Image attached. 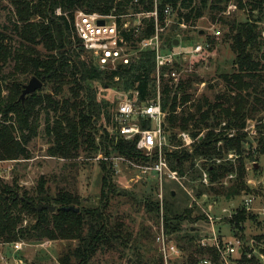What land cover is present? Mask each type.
I'll return each instance as SVG.
<instances>
[{"label":"trees","instance_id":"trees-1","mask_svg":"<svg viewBox=\"0 0 264 264\" xmlns=\"http://www.w3.org/2000/svg\"><path fill=\"white\" fill-rule=\"evenodd\" d=\"M231 1L0 0V19H4L0 23V163L30 159L27 146L38 136L41 124H44V133L49 139L47 156L51 158L72 160L81 154L86 158L96 154L108 158L113 152L117 154L115 157L128 161L143 160L135 142L124 141L111 133L115 104L101 98V92L93 88L92 83L98 81L103 89L116 88L131 97L136 92L138 103L146 104L156 98L154 53L142 51L128 66L100 71L76 36L73 19L79 11L120 15L150 14L156 9V24L162 28L167 7L175 14L176 27L182 22L187 27L193 26L206 14L213 22L222 24L227 29L224 41L234 54L232 73L221 77L225 90L216 94L214 102L203 98L185 106L193 98L192 84L198 83L199 79L192 76L174 82L169 77L174 68L161 69L159 98L165 116L162 128L174 149L166 155L169 167L183 175L184 164L189 163L191 169L195 159L216 160L223 155L222 151H233L240 156L246 137L243 132L245 122L255 120L264 111V37L258 25L264 20V0H234L239 9L248 12L244 22L224 17ZM154 26L153 17L143 18L137 39L152 37ZM160 37L165 51L176 50L173 46L176 37L164 39L162 34ZM127 39L135 41L132 36L127 35ZM182 40L189 39L183 36ZM206 41L211 43L208 39ZM29 77L38 79L50 90H38L21 101L20 95ZM147 127L148 123L142 122V128ZM257 128L261 135L254 153L264 156V132H261L264 125ZM216 129L219 131L215 132ZM204 130L206 134L201 137ZM228 130L234 131L233 137L225 135ZM174 131L189 133L193 140L191 150L180 149L182 142ZM219 142L223 147H217ZM152 156L151 161L155 162L157 156L155 153ZM100 166L102 190L110 189L113 163L103 161ZM243 167L244 163L240 161L237 165L239 181L244 176ZM206 171L209 184H212L234 168L213 162ZM236 187L227 198L238 195L245 188L242 182ZM106 204L100 200L95 210H81L77 194L60 191L50 195L43 182L32 194L21 193L14 184L0 182V244L74 240L77 242L74 250L63 254L59 264H88L98 247L115 237L113 231L107 230ZM38 205L53 206L55 211L37 212L35 207ZM67 207L77 208L79 212L61 210ZM147 208L158 209L157 204L152 203H148ZM28 217L30 222L23 227V221ZM185 217L181 221L189 219V216ZM250 217L241 210L228 221L238 232L245 220L248 225L253 224L248 219ZM168 230L172 233L180 229L172 227ZM198 231L200 229L190 228L186 235L179 237L187 240V249L176 245L183 253V263H196L198 260L194 262L193 258L196 253L206 255L208 258L202 259H211L218 264L216 251L210 246L199 245ZM234 237L242 240L241 233ZM253 239L264 256V234ZM248 252V248L242 250L237 264H263L255 255L248 257Z\"/></svg>","mask_w":264,"mask_h":264},{"label":"rangeland","instance_id":"rangeland-1","mask_svg":"<svg viewBox=\"0 0 264 264\" xmlns=\"http://www.w3.org/2000/svg\"><path fill=\"white\" fill-rule=\"evenodd\" d=\"M246 13L248 12L239 9L232 0L228 4L224 17L244 22ZM174 17L175 14L172 13L164 21L161 34L164 39L176 37L179 41L177 50H187L190 43H205L207 39L211 42L208 44V48L192 63H189V59L185 61L186 67L183 69L181 78L197 76L199 79L198 83L192 84L191 94L193 98L185 106L196 103L203 98L214 102L216 94L225 90V83L221 77L230 75L233 70L234 54L224 41V34L227 29L222 24L213 22L207 14L197 20L193 26L180 29L175 26ZM134 19L133 17L128 18L130 23ZM138 19L142 20L143 17L136 18V20ZM3 21L4 19L1 18L0 23ZM258 25L264 32V20ZM216 31H219L220 35H215ZM183 36L189 40L185 42L182 40ZM31 78L29 77L24 85H27ZM92 87L101 92V98L111 100L115 107L118 97H131L128 93H123L116 88L103 89L98 81H94ZM42 89L44 91L50 90L44 85L39 90ZM156 96H159L157 91ZM261 114H258L255 120L247 119L245 122L246 131L244 129L243 132L246 137L240 156L235 155L233 151H222L221 154L223 155L216 160L195 159L191 169H189V163L184 164V173L183 175L179 174L182 177V186L165 177L160 182L153 173L145 175L140 173L137 166L150 165L154 162V160L151 161L153 154L150 156L141 154L143 160L129 161L132 164L126 161H117L114 159L117 154L113 152H110L108 158L106 157L107 160L97 159L99 154L88 158L81 154L72 160L51 158L47 156L49 139L44 133V124H41L38 136L33 138L27 146L30 159L0 163V182L14 184L21 193L27 192L29 194L34 193L39 184L43 182L44 188L50 195H56L60 191L77 194L81 210L93 211L100 204V200L106 201L104 215L108 220L107 230L113 231L115 237L100 245L88 264H163L159 243L162 232L168 241L187 249V240H180L179 237L186 235L190 228L193 230L195 228L200 229L196 232L197 239L209 238L212 231L227 240L239 236L241 233L243 242L248 244L255 236L264 234V216L249 214L251 217L248 219L253 224L248 225V220H245L241 223L242 228L237 232L234 224L229 223L228 220L230 219L223 218L221 211H228L234 207V212H240L242 210L240 202L244 195L251 196L257 205L264 202V156L254 153L257 140L261 135L257 127L264 125L263 119H260L262 118L260 117ZM214 131L218 132L219 129ZM174 132L177 136L180 133L189 134L187 132ZM261 132L264 130L262 129ZM111 133L113 132L111 131ZM203 134H206V130L201 133V137ZM229 134L234 136V131H226L227 137ZM96 142L98 143V140ZM217 147H223L222 143L219 142ZM181 148L182 146H180ZM172 150L174 149L170 145L164 148L165 158H168L166 155L173 152ZM229 154H233L234 157L227 159ZM145 159L148 161L146 162ZM103 161L112 162L114 169L112 178L109 180L111 188L104 190H102L101 178L103 173L100 166ZM240 161L244 163V176L239 181L237 165ZM169 162L172 160L169 159ZM213 162L216 165H230L234 171L224 174L212 184L209 182L204 184L201 176L202 171L206 170V167ZM241 182L245 188L240 190L238 195L227 198ZM148 203L157 204V211L155 209L149 210L150 208H147ZM208 206H211L210 211H207ZM205 212L213 218H219L220 221L213 220L211 225ZM185 216H189V219L181 221V219L186 218ZM29 220L28 217L23 221V227L28 225ZM172 227L180 230L170 233L171 230L168 228ZM17 243H21L18 250L13 249V244H0V264H59V258L74 250L77 244L74 240L21 241ZM260 248L258 244L255 245L254 254L257 257ZM187 255L186 252V257ZM193 258H195V262L208 257L195 253ZM258 259L264 264V259L260 257ZM184 261L188 263L186 258Z\"/></svg>","mask_w":264,"mask_h":264},{"label":"built area","instance_id":"built-area-1","mask_svg":"<svg viewBox=\"0 0 264 264\" xmlns=\"http://www.w3.org/2000/svg\"><path fill=\"white\" fill-rule=\"evenodd\" d=\"M56 13L59 15L60 11ZM134 15L120 14V15H102L99 13H84L76 12L73 19V28L76 36L80 40L83 49L92 59L93 64L100 71H112L122 66L130 65L142 51H151L154 53L155 72H156V91L159 92V74L163 67L174 68L171 70L169 77L177 82L183 73L185 61L192 63L203 51L208 48V44L205 43H190L187 50H174L165 51L162 46V39L160 34L163 31V27H159L156 24V9L152 13H132ZM165 21L172 14V10L167 7L164 10ZM135 18L132 23L128 18ZM138 17H153L155 20L154 34L148 39L138 40V33L142 27V20ZM102 21L100 25L98 22ZM180 29H186V25L178 23ZM220 35L219 31L214 33ZM128 36L135 38V41H129ZM264 37V32L262 33ZM177 67V69H175ZM102 91V90H100ZM137 93L134 96H120L117 98L116 107L113 111L114 127L112 132L120 139L124 141L135 142L136 149L146 156L156 154L157 159L150 165L137 166L140 173L145 175L147 173H153L159 181L163 178H167L171 181L182 186V177L175 170L169 167V164L163 154V150L168 143V136L162 128L164 114L161 110L160 98H156L146 104H139L137 99ZM138 103V105H137ZM262 119L264 121V112L262 113ZM142 122L148 123L147 128H142ZM255 126V125H254ZM245 129V128H244ZM246 131V129H245ZM254 133V132H253ZM251 133L252 135H254ZM181 142L182 147L191 150L193 140L189 134L180 133L177 136ZM228 137H233L229 134ZM233 154H229L227 159L233 158ZM97 159L107 160L106 157H102L99 154ZM117 161H126L122 157H114ZM116 166V164H114ZM202 182L208 184L209 176L206 170L202 171ZM232 177V176H230ZM229 177V178H230ZM240 207L246 213L255 216H264V202L255 204L253 198L249 195H244L240 202ZM207 211H210L211 206L207 207ZM234 207L227 210H222L223 218H232L237 214L233 211ZM230 212V213H229ZM235 213V214H234ZM226 214V215H224ZM205 215L212 225L213 218L210 214L205 212ZM221 219V218H220ZM218 221L219 218L217 219ZM223 225V224H220ZM160 253L163 260V264H184L183 253L177 248L175 244L167 240V237L162 232L159 239ZM257 243L251 239L249 243H244L243 240L237 237H233L230 240L225 239L220 234H216L212 231L209 238H201L199 245L202 247L210 246L217 254L218 264H237V260L242 254V250L248 248V257L255 252V245ZM21 243L13 244V249L18 250ZM255 255V254H254ZM258 257L264 259V256L259 253ZM5 261L4 258H2ZM194 264H215L211 259H200Z\"/></svg>","mask_w":264,"mask_h":264},{"label":"water","instance_id":"water-1","mask_svg":"<svg viewBox=\"0 0 264 264\" xmlns=\"http://www.w3.org/2000/svg\"><path fill=\"white\" fill-rule=\"evenodd\" d=\"M100 25L103 24L102 21L98 22ZM173 46L174 47H178L179 46V41L175 40L173 42ZM42 86V83L36 79V78H31V80L28 82L27 85L23 86V90L22 93L20 95V100L23 101L26 95L32 94L34 92H36L37 90H39ZM17 195V194H16ZM36 211L39 212L41 210H48L49 212H54L55 211V207L53 206H48V205H38L37 207H35ZM62 211H71V212H75L78 213L79 209L74 208V207H67V208H61Z\"/></svg>","mask_w":264,"mask_h":264}]
</instances>
